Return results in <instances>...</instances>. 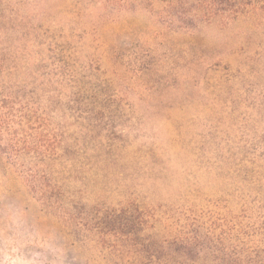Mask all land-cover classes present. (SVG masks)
I'll return each instance as SVG.
<instances>
[{"label": "rangeland", "instance_id": "rangeland-1", "mask_svg": "<svg viewBox=\"0 0 264 264\" xmlns=\"http://www.w3.org/2000/svg\"><path fill=\"white\" fill-rule=\"evenodd\" d=\"M186 2L0 0V264H264V0Z\"/></svg>", "mask_w": 264, "mask_h": 264}, {"label": "trees", "instance_id": "trees-1", "mask_svg": "<svg viewBox=\"0 0 264 264\" xmlns=\"http://www.w3.org/2000/svg\"><path fill=\"white\" fill-rule=\"evenodd\" d=\"M171 6L174 5L171 1ZM254 5L253 0H192V3H180L176 12L186 23L193 22L195 18L212 19L215 16L231 14L239 16L247 12ZM193 16H190V14ZM197 17H195L196 15Z\"/></svg>", "mask_w": 264, "mask_h": 264}]
</instances>
